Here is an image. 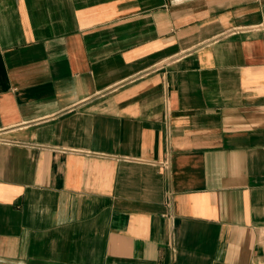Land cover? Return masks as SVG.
<instances>
[{
  "label": "crops",
  "instance_id": "1",
  "mask_svg": "<svg viewBox=\"0 0 264 264\" xmlns=\"http://www.w3.org/2000/svg\"><path fill=\"white\" fill-rule=\"evenodd\" d=\"M0 264H264V0H0Z\"/></svg>",
  "mask_w": 264,
  "mask_h": 264
}]
</instances>
